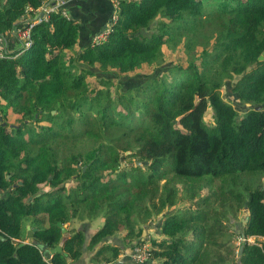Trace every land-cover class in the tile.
Wrapping results in <instances>:
<instances>
[{
	"label": "trees",
	"instance_id": "16d2710c",
	"mask_svg": "<svg viewBox=\"0 0 264 264\" xmlns=\"http://www.w3.org/2000/svg\"><path fill=\"white\" fill-rule=\"evenodd\" d=\"M44 1L0 0V35ZM115 1L100 42L76 49L107 21L97 6L87 31L52 12L29 47L0 57V264L76 263L85 251L88 264H115L123 249L109 241L120 235L131 250L159 216L150 264H233L235 239L241 264H264V0H224L218 13L204 0ZM179 47L185 66L128 89L111 77L160 66ZM226 84L247 111L223 98ZM120 157L129 165L119 170ZM243 210L247 223L232 231ZM25 218L49 249L58 223L103 222L45 260L31 241L19 246Z\"/></svg>",
	"mask_w": 264,
	"mask_h": 264
},
{
	"label": "rangeland",
	"instance_id": "374dc122",
	"mask_svg": "<svg viewBox=\"0 0 264 264\" xmlns=\"http://www.w3.org/2000/svg\"><path fill=\"white\" fill-rule=\"evenodd\" d=\"M109 1V6H107V11L109 12V14L106 17H103L102 19H100V22H105V26L108 25V22L110 21V19H112V16L114 14V10H113V4L111 2V0ZM224 0H204L203 5H205L206 10L207 11H213L215 13H218V9L219 6L223 3ZM95 7L92 6L91 8L87 9H82L80 11V24L82 26H84V29L87 31L86 27L88 26L89 22H92L94 19H96L97 14H95ZM103 23H97V25L95 26V28L97 29V32L94 31L93 33H91L90 35H88V38L85 40L83 39V36L80 39H78V43L76 45V49H81V47H84L85 45H88L89 43H94L96 38L98 36L101 35V33L104 31L100 26ZM82 26L79 28V30L82 28ZM91 30V29H90ZM93 31V29H92ZM150 32V30L148 29V31H146V34L148 35ZM81 40V41H80ZM85 40V41H83ZM165 56H164V63L160 66L157 67H145L143 66L141 69H139L138 71L134 72L133 74H128V75H119V74H111V77L113 78V80L120 84L122 86L123 89H128V88H132V87H136L142 83H144L146 80L148 79H152L154 77H159L161 74H163L168 68L172 67V65H182L185 66L184 63V56L181 52V47H179L175 52H169L168 50H165ZM96 71V70H94ZM96 73H98L96 71ZM98 77H100V75H97ZM108 77V76H107ZM222 96L225 100H227L230 104H232V106L239 112V114L247 111V109L249 107L242 105L241 103H238L237 98H235V96H233L231 94V85L226 84L225 89L222 91ZM199 106V107H198ZM196 108H199L198 111L202 112L204 110H206V114H205V120L206 122H210V110L209 108L206 106L204 99H200ZM135 163V162H134ZM133 163V165H134ZM182 205H178L176 208H180ZM247 211L243 210V212L238 216L237 219H232L233 224L230 225V228L232 231H239L242 229V225H243V219L247 216ZM89 219H85L83 220L85 222L82 223V220H75L72 223H70L67 228H66V232L68 233V235H70V233L77 231L78 228H81L82 226H88V230H86V235L90 236L92 234V232H96L98 229H100V227L102 226V218H98L94 221H88ZM162 220V216L156 217L154 218L149 224L147 225H141L142 229H143V233H142V239H143V244L146 246H149V248L152 251L151 248V240H159L161 239V236L159 234V230H158V226L159 223ZM97 223V225L95 224ZM71 225V226H70ZM29 226H32V220L31 218H25L22 221V228H21V234L23 237H25V241L27 242L28 238L27 237V230L26 228ZM70 226V227H69ZM35 229V228H33ZM144 234V235H143ZM115 239V240H113ZM111 241H109V243L114 244V245H119L122 247L123 249V253L124 255L122 256L123 259L124 257L129 253L130 248L129 247H124L122 244V238L120 235H118L116 238H113ZM31 241V240H30ZM255 242L254 239H250L249 242ZM264 242V241H263ZM23 243V242H22ZM235 247L237 248V250H239L240 247V240L239 239H235V243H234ZM239 246V247H238ZM90 253L89 252H84L83 254V261L87 262V258L85 257H89ZM126 258V257H125ZM122 258H120V260H123ZM124 261V260H123ZM129 262V260L127 261ZM152 262H156L159 263L158 260H155L154 258L152 259ZM150 262V263H152ZM149 263V264H150ZM88 264V263H87Z\"/></svg>",
	"mask_w": 264,
	"mask_h": 264
},
{
	"label": "built area",
	"instance_id": "2783aa9c",
	"mask_svg": "<svg viewBox=\"0 0 264 264\" xmlns=\"http://www.w3.org/2000/svg\"><path fill=\"white\" fill-rule=\"evenodd\" d=\"M68 0H45L40 8L37 10L29 9L27 15L23 17V20L17 24V26L10 32L12 38L17 41V50L27 48L30 45V31L35 24L41 22H47L49 14L52 12H61L62 16L69 18L67 13L66 3ZM113 4L114 14L112 19L106 25L105 30L98 36L95 42H100L105 39L110 30V26L116 21L117 3L115 0H111ZM94 42V43H95ZM9 45L6 46L5 37L0 35V57H4L9 53ZM128 258L131 264H149L152 262L151 249L144 244H135L125 256Z\"/></svg>",
	"mask_w": 264,
	"mask_h": 264
},
{
	"label": "water",
	"instance_id": "95a60500",
	"mask_svg": "<svg viewBox=\"0 0 264 264\" xmlns=\"http://www.w3.org/2000/svg\"><path fill=\"white\" fill-rule=\"evenodd\" d=\"M106 26L103 27V30H105ZM247 71H249V68H247ZM199 99L197 97H195L194 99V106L197 105ZM247 107H250L249 105H246ZM261 106H257L255 107V111H260L261 110ZM52 114H55V112L53 111ZM2 122V119L0 118V123ZM25 123H27L25 121ZM129 152H126L125 155H128ZM129 164L127 163H124L123 162V157H120L119 159V170L124 168V167H127ZM135 166H140L141 163L139 162H135L134 163ZM85 170V168H83V171ZM8 179V178H7ZM19 185H22L21 183H19ZM16 186H14L15 188ZM263 191H264V188H263ZM31 198L28 199V201H30ZM243 225L244 226L246 223H247V218L245 217L243 219ZM68 224H65V225H61L60 223L57 224V227L60 228V233H61V240L60 242L58 243V245L52 249H49L48 246L46 244H41L39 242H36V241H33L32 244H34L35 247H37L39 249V251L42 253L43 255V258L45 260H50L51 257L55 254H61L62 253V248H63V245L64 243L66 242V240L69 238V235L68 233L66 232V228H67ZM37 229H32L30 230V228H27V237L31 239V237L33 236V233L36 231ZM144 235V234H143ZM0 240H4L1 236H0ZM242 243L245 242V238L242 237ZM24 243H21L19 246H22ZM242 250H243V246H240L239 247V255L242 253ZM67 262H70V259H67ZM124 261L123 260H119L117 263L115 264H123Z\"/></svg>",
	"mask_w": 264,
	"mask_h": 264
},
{
	"label": "crops",
	"instance_id": "0c3cea01",
	"mask_svg": "<svg viewBox=\"0 0 264 264\" xmlns=\"http://www.w3.org/2000/svg\"><path fill=\"white\" fill-rule=\"evenodd\" d=\"M92 6H94L95 8H96V6L98 8H100V10H98V13H99V16L101 18L104 17V15L106 13L108 14L107 6H109V4L107 3L106 0H68L65 7L67 9V13L69 14V16L72 15L71 16L72 18L79 20V18L81 17L80 11L82 9H85V8L89 9ZM103 27H102V29H103ZM5 41H6V46H7V44L9 45V48H10L9 52H13V51L17 50V48H18L17 41L14 38H12V36L10 34L8 35V37L5 38ZM95 224L97 225V223H95ZM27 228H29V226ZM27 228H26V230H27ZM32 229L33 228L30 227V230H32ZM114 238H116V237H114ZM113 240H115V239H113ZM260 240L264 241V239H260ZM28 242H30V239H28L27 242H23V243H28ZM67 263L68 264H87V262H85V261H77L76 263H71V262H67Z\"/></svg>",
	"mask_w": 264,
	"mask_h": 264
},
{
	"label": "flooded vegetation",
	"instance_id": "af4514ba",
	"mask_svg": "<svg viewBox=\"0 0 264 264\" xmlns=\"http://www.w3.org/2000/svg\"><path fill=\"white\" fill-rule=\"evenodd\" d=\"M243 251L242 253L239 255V250L236 251V255H235V259H234V263L233 264H241V257L243 255Z\"/></svg>",
	"mask_w": 264,
	"mask_h": 264
}]
</instances>
